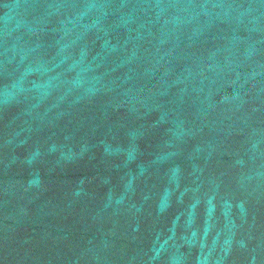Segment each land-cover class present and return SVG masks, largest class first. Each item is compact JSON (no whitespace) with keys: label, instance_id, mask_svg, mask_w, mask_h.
<instances>
[{"label":"water","instance_id":"obj_1","mask_svg":"<svg viewBox=\"0 0 264 264\" xmlns=\"http://www.w3.org/2000/svg\"><path fill=\"white\" fill-rule=\"evenodd\" d=\"M0 264H264V0H0Z\"/></svg>","mask_w":264,"mask_h":264}]
</instances>
